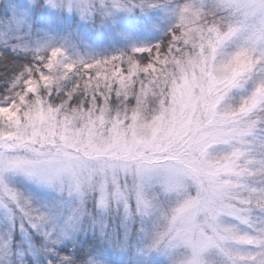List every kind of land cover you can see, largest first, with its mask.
<instances>
[{"label": "snow or ice", "instance_id": "snow-or-ice-1", "mask_svg": "<svg viewBox=\"0 0 264 264\" xmlns=\"http://www.w3.org/2000/svg\"><path fill=\"white\" fill-rule=\"evenodd\" d=\"M0 264H264V0H0Z\"/></svg>", "mask_w": 264, "mask_h": 264}]
</instances>
